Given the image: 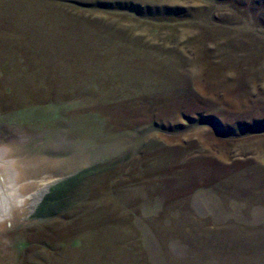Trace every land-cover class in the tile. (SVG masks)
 <instances>
[{"label":"rangeland","instance_id":"obj_1","mask_svg":"<svg viewBox=\"0 0 264 264\" xmlns=\"http://www.w3.org/2000/svg\"><path fill=\"white\" fill-rule=\"evenodd\" d=\"M0 264H264V0H0Z\"/></svg>","mask_w":264,"mask_h":264},{"label":"trees","instance_id":"obj_2","mask_svg":"<svg viewBox=\"0 0 264 264\" xmlns=\"http://www.w3.org/2000/svg\"><path fill=\"white\" fill-rule=\"evenodd\" d=\"M53 195V194H52ZM55 195V194H54ZM54 195H53V197H54ZM45 200H47V199H45Z\"/></svg>","mask_w":264,"mask_h":264},{"label":"bare ground","instance_id":"obj_3","mask_svg":"<svg viewBox=\"0 0 264 264\" xmlns=\"http://www.w3.org/2000/svg\"><path fill=\"white\" fill-rule=\"evenodd\" d=\"M194 182V181H193Z\"/></svg>","mask_w":264,"mask_h":264}]
</instances>
